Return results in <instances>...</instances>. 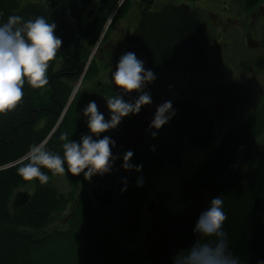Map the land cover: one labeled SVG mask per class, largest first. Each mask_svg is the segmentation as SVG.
Segmentation results:
<instances>
[{"label": "trees", "instance_id": "16d2710c", "mask_svg": "<svg viewBox=\"0 0 264 264\" xmlns=\"http://www.w3.org/2000/svg\"><path fill=\"white\" fill-rule=\"evenodd\" d=\"M77 1L0 0V23L7 22L12 15L21 16L25 21L44 16L57 25L56 35L63 40L48 70V85L34 90L26 84L23 103L8 115H0V166L19 160L31 145L44 140L68 99L72 80L82 65L77 61L82 50L75 46L78 42L70 30L67 12L74 11ZM180 108L182 115L178 123L182 131L188 133L194 145L207 146L215 135L212 111L193 97L183 99ZM67 115L65 112L47 138L48 150L60 155H63V142L59 139L62 134L67 133L70 140L77 142L88 134L73 120L66 119ZM263 131L264 91L246 121L226 129L220 142L195 171L181 179V197L191 199L200 186L222 176L234 156L264 141ZM123 162L114 160L110 173L97 174L95 178L115 192V201L107 209L95 206L85 192L75 193L73 189L80 176L66 172L72 189L62 191L52 182L54 176L42 169L50 177L48 183L33 181L27 202L12 212V194L28 182L17 174L19 161L0 168V264H147L145 250L149 233L141 246L129 248L127 242L134 238L141 223L139 203L146 187L145 172L160 169L165 163L130 161L133 165H143L142 171L137 172L124 169ZM172 164L179 166L181 162ZM139 177H143L142 187H137ZM74 199L75 206H67ZM66 208H69L67 221L56 223ZM162 222L153 224L152 228Z\"/></svg>", "mask_w": 264, "mask_h": 264}, {"label": "flooded vegetation", "instance_id": "af4514ba", "mask_svg": "<svg viewBox=\"0 0 264 264\" xmlns=\"http://www.w3.org/2000/svg\"><path fill=\"white\" fill-rule=\"evenodd\" d=\"M76 4L74 11L67 12L70 15V30L73 38L78 42L75 46H79L82 50V53L78 52L77 57V61L82 65L79 73L72 80L71 89L75 86V84L73 85L75 80H78V83L64 111L60 113V115L62 114L60 121L65 112L69 113L66 119L73 120L89 135L91 133L87 128V120L82 114V109L89 101L95 100L99 111L104 114L106 120H109L110 112L105 98L122 95L125 101L134 102L140 95L138 92L130 94L121 92L112 83L111 74L115 71L120 57L126 51L133 30L144 16L159 12L167 5H185L204 14L216 35V39L210 47V64L201 74L155 75L156 79L145 85L143 91L150 93L152 102L165 99H167L166 102L171 101L173 107L167 114L171 119L159 130L148 127L144 139L137 145L128 148L120 144L113 146L114 160H123L124 154L131 150L134 152L131 161L134 162L165 164H172L177 160L182 162L184 144L182 134H186L194 145L188 133L182 131V126L178 123L179 116L182 115L180 105L183 99L196 98L198 102L206 105L212 111L214 121H217L212 91L218 84L243 83L255 73L264 75V0H78ZM77 47L75 48L77 49ZM172 112L175 114L172 115ZM131 117L132 114L123 118L117 128L101 134L99 138H103L105 135L110 137L122 128ZM145 118L150 126L154 117L150 118L149 115ZM220 124L222 125V138L226 129L242 123ZM167 131L171 133L167 134ZM153 132L156 133L155 137L152 135ZM93 138L97 139L95 136ZM142 150H145V153H142ZM96 177L97 175H94L91 180H87L91 185V190L82 189L79 187V181L85 179L81 174L73 190L76 194L85 192L95 206H100L97 198L92 194V190L100 187L110 188L113 191L114 202L113 188L105 182L96 180ZM65 179L66 184L68 183L67 190L72 189V184L68 181L66 173ZM98 183L105 185L101 186ZM191 199L186 200L189 203ZM152 202L154 206H167L170 205V202L172 203L170 199L162 197L159 189L149 200L150 204ZM67 206H75V199ZM150 212L152 218L148 229L149 235L154 229L152 228L153 224L166 219V217L155 214V208Z\"/></svg>", "mask_w": 264, "mask_h": 264}, {"label": "water", "instance_id": "95a60500", "mask_svg": "<svg viewBox=\"0 0 264 264\" xmlns=\"http://www.w3.org/2000/svg\"><path fill=\"white\" fill-rule=\"evenodd\" d=\"M215 39L214 31L200 11L185 5H167L139 21L125 53H135L144 62L145 69L154 75H199L210 64V47ZM263 90L264 75L260 73L243 83L218 84L212 91L216 120L243 123L258 106ZM166 100L142 106L138 114H132L131 119L110 136L115 145L128 148L139 144L149 127L145 116L154 117L158 106ZM61 116L44 140L55 130ZM30 194L27 189L15 190L10 198L12 212L24 205ZM92 194L103 209L113 202L110 188H96ZM216 197L224 202L227 220L223 231L227 234L229 250L240 264L264 261V141H260L234 156L222 176L200 186L185 207L150 232L145 250L147 264H173L178 252L191 248L198 239L194 234L197 220ZM154 207L152 202L150 211Z\"/></svg>", "mask_w": 264, "mask_h": 264}, {"label": "clouds", "instance_id": "9594fccd", "mask_svg": "<svg viewBox=\"0 0 264 264\" xmlns=\"http://www.w3.org/2000/svg\"><path fill=\"white\" fill-rule=\"evenodd\" d=\"M56 28L57 25L48 22L44 16L25 21L21 16L12 15L7 22L0 23V115H8L23 103L26 84L34 90L48 85V70L63 45V40L56 35ZM155 79L154 73L145 69L144 62L135 53L123 54L111 74L112 83L125 94L140 93L138 98L134 102L125 101L122 95L105 98L109 120L99 111L95 100L89 101L82 114L91 135L84 134L77 142L70 140L67 133L62 134L59 139L63 142V155L48 150L47 140L31 145L20 158L17 174L26 182L46 184L50 177L42 169H47L52 176H63L66 172L72 176L83 174L85 180L110 173L114 161L112 147L116 142L106 135L99 137L117 128L123 118L138 114L142 106L152 103L150 93L143 89ZM172 107L171 101L158 106L149 127L159 130L168 123L171 117L167 114ZM152 135L155 137L156 133ZM133 156L134 152L128 150L123 156L122 167L142 171V164L130 163ZM143 183V177H139L137 187H142ZM223 204L219 197L211 200L210 208L200 214L194 227L197 241L191 248L178 252L173 257V264H240L229 250L227 234L223 231L227 220Z\"/></svg>", "mask_w": 264, "mask_h": 264}, {"label": "rangeland", "instance_id": "374dc122", "mask_svg": "<svg viewBox=\"0 0 264 264\" xmlns=\"http://www.w3.org/2000/svg\"><path fill=\"white\" fill-rule=\"evenodd\" d=\"M75 80L74 84H77ZM215 135L213 140L205 147L194 146L186 134H182L184 138L183 144V158L179 166H174L171 163H166L161 169H148L145 172L146 178V188L143 192L142 198L139 203V215L141 218V223L137 229L133 239L127 242L129 248H134L143 245L146 242V234L150 228V219L152 218V213L149 208V200L153 198L156 191L159 189L162 197L167 200H171L170 205L167 206H155V214L162 217H168L174 212L182 209L188 203L186 199L181 197V178L190 175L195 171L198 165L203 161L206 155L211 149H213L221 138L222 125L215 121ZM264 138V131L261 135ZM52 182L58 186L60 190H67L68 183L66 184L65 174L63 176H54ZM94 185L96 183H93ZM92 184V186H93ZM104 186V183H98ZM79 187L82 189H90L91 185L88 184L87 180L79 181ZM20 189H27L30 192L33 189L32 182H28L24 187ZM91 190V189H90ZM67 214H69V208H66L60 217L57 219L56 223H64L67 221ZM61 216L63 219H61Z\"/></svg>", "mask_w": 264, "mask_h": 264}]
</instances>
